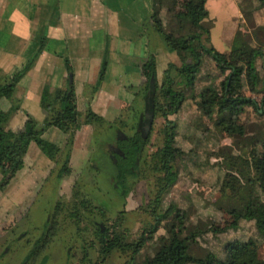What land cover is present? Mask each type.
<instances>
[{
    "label": "rangeland",
    "instance_id": "1",
    "mask_svg": "<svg viewBox=\"0 0 264 264\" xmlns=\"http://www.w3.org/2000/svg\"><path fill=\"white\" fill-rule=\"evenodd\" d=\"M206 1L209 12L202 20L207 27V32L202 34V42L218 50L222 44L231 48L240 42L257 48L251 65L260 80L248 81L245 71L238 74L236 79L230 80L228 94L245 95L251 99V103L242 104L239 112L237 121L241 123L243 133L229 134L215 123L218 117L215 104L208 113L198 105L204 87H209L212 96L218 98L221 80L227 73L216 66L209 54L203 53L193 87L186 88L184 99L177 110L166 115L175 122L174 140L180 149V155L174 161L177 177L161 196L159 209L169 205L181 208L185 213L184 224L189 230L197 232L189 242L188 264H194V258L198 256L212 259L221 257L225 243L232 239L252 238L257 243L259 256L264 257V238L252 219L240 218L236 224H228L230 214L227 211L233 205V199L220 190L225 171L223 152L248 156L251 149L257 153L264 149V105L261 98L264 95V2ZM159 13L165 21V28H168V13L164 8ZM181 29L186 30L187 25ZM147 37L150 51L161 50L163 59L168 57V61L178 63L176 54L169 51L150 22ZM164 50H168V54L163 55ZM136 107H141V98H137ZM84 110L80 111L79 121ZM119 115L127 122L120 130L130 133L129 123L132 120L129 113L124 109ZM164 120L162 116L152 118L148 141L143 148L144 154L153 151L160 144L159 128ZM99 134L92 125L87 126L86 134H82L83 137L72 150L70 172L56 177L58 164L52 162L49 169L51 172L36 186L30 184L26 197L19 200V203H14L8 213H0V264H89L97 259L98 253L88 220L99 222L102 219L112 223L113 219L120 217L117 227L123 228L130 238L137 237L145 223L152 220L144 206L155 187L153 176L147 171L143 173L144 176H135L129 183L126 195L120 197L111 188L114 169L109 162L105 140H101ZM24 154L23 162L31 164L29 154L26 151ZM7 184L0 190H4ZM73 195L84 197L91 205L99 206L104 215L101 216L97 210L92 209L87 215L85 210L80 209L84 217L79 222L78 229L73 220L64 216L67 208L53 213L56 201L72 200ZM253 196L264 201V193L257 188L254 189ZM48 217L54 218L56 229L44 244L38 246V241L46 231ZM172 222L177 224L171 215L160 220L156 230L144 236L142 247L132 258L128 252L114 249L105 256L101 264H124L126 260L137 262L152 254L159 237L166 235ZM31 250L34 252L28 256Z\"/></svg>",
    "mask_w": 264,
    "mask_h": 264
},
{
    "label": "trees",
    "instance_id": "2",
    "mask_svg": "<svg viewBox=\"0 0 264 264\" xmlns=\"http://www.w3.org/2000/svg\"><path fill=\"white\" fill-rule=\"evenodd\" d=\"M258 2L263 3L264 0H258ZM163 8L168 13L166 21L168 28H165V21L162 20L159 13ZM207 15L206 0H152V11L149 15L150 24L160 35L169 51L176 54L178 63L168 61L158 80L155 72L154 52H148L140 64L142 80L137 86L132 100L125 108L132 121L129 123L130 133H124L123 138H120L116 133V130L127 125L120 115L113 119H106L87 107L79 121L80 112L76 108L71 81V66L66 56L63 57L67 71L66 84L53 88L43 85L41 88L39 104L44 111L41 122L25 114L17 128L7 126L10 114L19 107L18 99L14 97L16 82L42 48L41 42L21 67L3 74L0 78V97H5L10 103L6 110L0 108V188H3L15 171L21 167L22 157L29 140H33L48 159L54 164H58L55 170L56 177L68 174L70 172L68 159L74 130L80 123L92 125L97 134L100 131L101 140H105L109 162L114 169L111 174L113 182L110 185L120 197L123 198L126 195L129 183L135 176L140 174L144 176L143 173L146 171L153 176L155 187L150 200L144 206V210L150 213L152 220L145 223L137 237L130 238L123 228L117 227L120 217L113 219L112 223H107L102 219L99 222L88 220L92 226L91 233L97 243L98 253L97 259L89 264H101L105 256L114 249L128 252L132 258L142 247L144 236L155 231L160 220L169 215L177 224L172 222L166 230V235L159 237L158 244L152 254L137 262L126 260L124 264H188L189 242L194 239L197 232L186 227L184 224L185 213L181 208L169 205L164 209H159L161 196L177 177L174 161L180 155V149L175 145L174 140L175 122L168 119L166 115L177 110L184 99L186 88L193 87L200 57L203 53L209 54L216 66L227 73L221 80L218 98L212 96L209 87H204L201 90L202 97L198 105L205 113H208L215 104L218 111L215 123L221 130L229 134L243 133L242 125L237 121L239 112L242 104L251 103V99L245 95L228 94L230 80L236 79L242 71L248 75V81L260 80L253 72L254 68L251 65L257 48L240 42L227 51H220L202 42V34L207 32V27L202 23V20ZM184 25H187V29L182 31L181 28ZM104 65L103 59L98 78H101L103 74ZM150 78L153 79L152 86L154 87L152 118L162 116L165 120L159 128L160 144L153 151L144 154L143 148L148 141L149 134L141 131L137 123L139 114L143 110V98ZM137 98H141V107L139 108L136 107ZM261 98L262 105H264V95ZM49 126H55L66 133L62 146L41 136ZM109 144L116 146L122 153L113 151L108 147ZM222 160L225 164V171L220 190L233 199V205L227 211L230 214L228 224H236L240 218L252 219L257 231L264 238V201L257 200L253 196L255 188L264 193V149L259 153L251 149L248 156L223 152ZM63 208H67L64 216L73 220L78 229L80 228L78 224L84 217L80 209L85 210L84 213L87 215L91 209L97 210L101 216L104 215L99 206L91 205L86 198L74 195L72 200L56 201L53 213L56 214ZM54 223V218L48 217L46 231L41 236V241H38V246L44 244L43 242H46L54 233L56 229ZM34 250H31L28 256ZM194 264H264V257L259 256L257 243L252 238L232 239L225 243L224 253L221 257L212 259L198 256L194 258Z\"/></svg>",
    "mask_w": 264,
    "mask_h": 264
},
{
    "label": "crops",
    "instance_id": "3",
    "mask_svg": "<svg viewBox=\"0 0 264 264\" xmlns=\"http://www.w3.org/2000/svg\"><path fill=\"white\" fill-rule=\"evenodd\" d=\"M151 11L152 0H0V78L21 67L42 43L16 82L14 97L19 99V108L12 112L7 126L17 128L25 114L38 122L42 120L41 88L66 84L64 56L71 66L79 112L89 107L106 119L122 113L142 80L140 64L148 52H154L157 78L168 62V57H161V50L150 51L148 46ZM228 49L226 44L219 47L220 51ZM165 54L168 50L163 51ZM103 59L104 71L98 78ZM9 104L8 99L0 97L1 109L6 110ZM87 126L90 124L80 123L74 130L68 159L70 167L72 150L82 134H86ZM42 137L62 146L66 133L49 126ZM26 152L31 164L23 162L4 190H0L1 214L8 213L14 203L26 197L30 184L36 186L50 171L52 161L40 152L34 141H29Z\"/></svg>",
    "mask_w": 264,
    "mask_h": 264
},
{
    "label": "water",
    "instance_id": "4",
    "mask_svg": "<svg viewBox=\"0 0 264 264\" xmlns=\"http://www.w3.org/2000/svg\"><path fill=\"white\" fill-rule=\"evenodd\" d=\"M153 79L150 78L149 80V84H148V88L145 92L143 101H144V105H143V110L142 113L139 114V119H138V128L143 127L142 131L145 133V130H147L149 128L150 122L152 120V94H153ZM143 115V118H141ZM116 133H120L121 134V138L124 137V133L120 130L116 131ZM109 148H111L113 151H116L118 153H122L121 150H119L116 146L113 145H108ZM114 161V158H113Z\"/></svg>",
    "mask_w": 264,
    "mask_h": 264
},
{
    "label": "flooded vegetation",
    "instance_id": "5",
    "mask_svg": "<svg viewBox=\"0 0 264 264\" xmlns=\"http://www.w3.org/2000/svg\"><path fill=\"white\" fill-rule=\"evenodd\" d=\"M151 122H152V120H151ZM151 122H150L149 128H148L147 130H145V132H147V133H148V131L150 130ZM139 129H141V131H142L143 127H140ZM116 131H117V130H116ZM118 136L121 138V134H120V133H118ZM122 138H123V137H122Z\"/></svg>",
    "mask_w": 264,
    "mask_h": 264
}]
</instances>
